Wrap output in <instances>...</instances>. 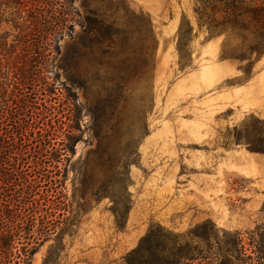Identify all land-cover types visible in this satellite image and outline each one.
Instances as JSON below:
<instances>
[{
    "label": "rangeland",
    "instance_id": "374dc122",
    "mask_svg": "<svg viewBox=\"0 0 264 264\" xmlns=\"http://www.w3.org/2000/svg\"><path fill=\"white\" fill-rule=\"evenodd\" d=\"M166 1L181 13L176 29L174 18H156L144 0H91L88 8L74 0L73 32L60 42L40 94L57 141L74 137V154L60 164L65 210L30 264H124L153 225L185 234L208 220L237 233L259 264L264 96L254 78L264 54L251 56V37L243 44L239 36H210L196 0ZM6 10L0 38L17 34ZM88 17L113 23L106 52L85 38ZM18 247L23 254L30 246Z\"/></svg>",
    "mask_w": 264,
    "mask_h": 264
},
{
    "label": "trees",
    "instance_id": "16d2710c",
    "mask_svg": "<svg viewBox=\"0 0 264 264\" xmlns=\"http://www.w3.org/2000/svg\"><path fill=\"white\" fill-rule=\"evenodd\" d=\"M84 1L88 8L91 0ZM196 1L200 26L207 27L210 36H239L243 44L251 37V56L264 54V0ZM73 3L0 0V12L13 10L10 15L15 18L10 21L17 33L0 38V264H13L22 255L23 263L30 264L52 231V218L58 210H65L64 195L57 192L66 178L59 179L60 164L67 153L74 154V137L67 135V145L57 141L59 131L47 122L52 109L45 106L40 94L43 86L48 87V68L61 54L60 42L73 32L77 13ZM85 22V38L106 52L115 35L113 23L89 17ZM54 52L57 55L52 59ZM70 54L63 59L66 65ZM87 185L90 180L85 181L86 189ZM113 212L122 228L119 211ZM24 244L30 247H23L21 254L18 246ZM255 253L259 264H264L262 244L256 245ZM124 264L254 263L237 233L225 232L208 220L185 234L153 225L126 255Z\"/></svg>",
    "mask_w": 264,
    "mask_h": 264
},
{
    "label": "crops",
    "instance_id": "0c3cea01",
    "mask_svg": "<svg viewBox=\"0 0 264 264\" xmlns=\"http://www.w3.org/2000/svg\"><path fill=\"white\" fill-rule=\"evenodd\" d=\"M165 0H144V2H146L147 5V10L154 15L156 18H174L171 21L170 27L176 29L178 24H179V20L178 18H181V13L177 12V9L174 6H171L170 4H168V2L166 1L164 3ZM167 3V7L168 12L165 11H161V7L162 5H165ZM162 4V5H161ZM172 7V11L170 10ZM258 65L261 66L262 70L261 72L256 76V78H254L257 82H261V86L259 87V91L261 92L260 94L264 96V59H262L261 61L258 62ZM249 88L247 89V93H249ZM250 94H252L254 96V91H252ZM233 95V94H231Z\"/></svg>",
    "mask_w": 264,
    "mask_h": 264
}]
</instances>
